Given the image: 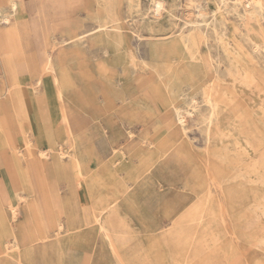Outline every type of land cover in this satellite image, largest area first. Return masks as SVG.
<instances>
[{"label": "rangeland", "instance_id": "rangeland-1", "mask_svg": "<svg viewBox=\"0 0 264 264\" xmlns=\"http://www.w3.org/2000/svg\"><path fill=\"white\" fill-rule=\"evenodd\" d=\"M16 1L23 5L21 15L10 11V0H0L4 12L0 13V36L6 32L8 43L18 40L0 48V54L5 50L17 58L27 56L29 67L43 68L38 61L44 46H23L20 30L28 0ZM246 2L37 0L38 8L48 14L29 16L33 29L28 38L41 39L46 51L58 43L59 66L65 73L61 77H66L61 80L65 102L76 108L75 141L86 168L85 179L77 181V186L80 198L86 199L87 179L92 199L77 198L73 211L68 199H61V204L46 200L42 203L48 207L40 208L38 217L29 211L27 223H19L21 207L16 206L14 239L7 243L0 264H264V0H255L251 7ZM53 8L57 15L52 14ZM100 24L108 27L98 28ZM67 27H73L72 34L76 30L85 34L82 54L76 58L80 68L65 63L71 54L70 46L61 43ZM174 36L181 39L183 52L189 36L190 47L201 57L200 36L205 42L203 53L212 57L208 67L212 80L220 84L222 132L213 141L211 153L206 152L203 114L184 111L186 132L176 129L175 142L165 135L164 122L155 127L157 114L146 102L147 98L153 101L160 121L170 112L175 120L164 83L173 103L189 109L180 103L183 86L205 79L197 57L183 58L163 48L153 53L156 44ZM172 43L165 42L164 48ZM168 58L175 67L169 74L161 66ZM80 69L86 78L78 81L71 74ZM191 69L199 72L194 81L188 79ZM146 80L142 94L127 96ZM104 91L115 100L107 109L96 103L103 100ZM197 99L208 114L209 105L201 95ZM125 103L134 106L133 113ZM75 145L73 140L66 143L70 153L62 149L59 155L61 165L69 159L76 170L71 160ZM40 156L46 154L40 152ZM115 205L118 211L108 222L113 229L110 240L94 216L109 217L106 212Z\"/></svg>", "mask_w": 264, "mask_h": 264}, {"label": "crops", "instance_id": "crops-1", "mask_svg": "<svg viewBox=\"0 0 264 264\" xmlns=\"http://www.w3.org/2000/svg\"><path fill=\"white\" fill-rule=\"evenodd\" d=\"M37 5V0H28L27 4L24 3V29L20 30L22 34L24 33V48L46 46L41 39L28 38V33L33 29L29 16L48 14ZM22 6L16 0H10L9 9L12 13L21 15ZM0 13H4L3 10H0ZM52 14H58L57 8H53ZM90 21L92 25V20ZM67 28L64 29L66 34L61 43L71 46L68 50L71 54L67 56L65 63L80 68L75 60L82 54L81 44L84 42L85 34L79 33L76 29V33L72 34L73 27ZM36 30L44 31L38 28ZM6 34L2 32L0 36L2 49L12 46L13 42H18L14 38L10 45ZM30 41L36 43L32 44ZM57 44L53 45L54 49L51 51H46L43 47L40 52L42 61L38 63L43 62L44 66L39 69L29 67L28 61L24 60L27 56L23 59L17 58L5 54V50L0 54V257L6 254L7 243L14 239L13 207H21L19 223H27L29 211L38 217L40 208L44 210L47 206L46 203H42L46 200L56 199L61 204V199H68V206L73 211L77 206V198L82 202L92 199L87 179L85 182L87 198L81 199L76 170L71 166L69 159L67 163L66 161L62 165L60 163L59 153L62 149L65 154L70 153L71 150L65 145L72 140L75 143V139L78 138L76 136L78 126L76 108L65 102V91L61 81L64 78L61 77L64 71H61L59 66ZM50 57L54 61L55 71L46 72ZM71 76L78 81L86 78L82 76L81 69L75 70ZM55 82H59L58 85ZM142 84L138 86L141 91ZM59 85H62L60 89ZM154 87L158 89L157 85ZM60 91L64 94L63 99H60ZM103 93V100L96 103L107 109L115 100L109 97L107 91ZM127 96L132 97L130 93ZM124 106L130 113L134 112L132 104L125 103ZM91 142L93 145V140ZM40 152H44L46 156H40ZM93 158L94 156H90V159ZM24 200L26 202H23Z\"/></svg>", "mask_w": 264, "mask_h": 264}, {"label": "bare ground", "instance_id": "bare-ground-1", "mask_svg": "<svg viewBox=\"0 0 264 264\" xmlns=\"http://www.w3.org/2000/svg\"><path fill=\"white\" fill-rule=\"evenodd\" d=\"M240 3V2H239ZM247 5L248 7H251L255 4V0H247ZM256 7V6H255ZM196 9V8H195ZM109 16V15H108ZM247 16V14H246ZM18 19V18H17ZM247 19H251V18H247ZM116 23L118 22V20H115ZM249 21V20H248ZM251 21V20H250ZM18 24V22H17ZM19 25V24H18ZM104 27H108L107 24H100L98 26V28H104ZM68 29V28H67ZM80 33V32H79ZM201 33V32H200ZM202 34V33H201ZM225 34V33H224ZM81 35V34H80ZM180 35V34H179ZM187 35V34H186ZM184 36V35H183ZM218 37V36H217ZM182 38V37H181ZM188 38L189 36H186L185 37V40H184V45H183V49H185V51L183 52L179 42H180V38L178 36H174V37H170L168 38L165 42H173L171 46H166L167 48L169 49H165L164 48V41L162 44H156V46H158V49H155L153 50V53L156 54V52L158 53V51L160 52V50L163 48L164 52H168V53H171V52H178L181 57L185 58V57H189V58H192V57H197V60L200 59V62L202 63L203 67H204V76L205 79L202 83L200 84H193V83H189L187 84V86H183V92L180 93L179 97H181L180 99V103L182 104V102L186 103L189 105V109H184L182 108L181 106H179L178 104L175 105L174 100L171 99V91L169 89V87L164 83L165 85V88L167 90V93L169 95V99L171 101V104H172V107L175 111V120L173 119V117L171 116V112L170 113H166L165 114V117H164V120L163 121H160L159 120V113L157 111V109L155 108V104L153 103V101L149 98H147L146 102H147V105L148 107H150L152 110H154V112L157 114L156 116V122H155V127L157 125V123H160V122H164V133L166 136H171L173 139V137L177 136V133H176V129L180 128L183 130V132L185 133L186 132V126H185V113L184 111H186V113H189L190 115H192L193 113H198L199 111V114H203V121L206 122V126H207V147H206V152L207 153H211L212 152V148H213V141L215 140L216 136L218 135V133H221L222 130L220 128V121H219V97H220V91H219V88L218 86H220V84L218 82H216V80H212V77L210 76V71H209V67H208V61L209 59L211 60L212 57L206 53H203V47H205V42L202 40V38L200 36H198V40L199 42H201L200 44V55L201 57L197 56L195 51L190 47L189 45V41H188ZM160 42V41H159ZM207 44V43H206ZM170 45V44H169ZM209 46V45H208ZM71 47V46H70ZM210 47V46H209ZM216 47V46H215ZM211 50V49H210ZM157 56V55H156ZM179 57V56H178ZM76 61V60H75ZM191 61V60H190ZM157 63V60L155 61ZM174 63V62H173ZM158 64V63H157ZM191 64L192 65H198L197 62L194 61H191ZM158 66V65H157ZM163 66L166 71H168V74L169 72H171V70H174L175 67L174 65L170 62L169 58L166 59V61L163 62ZM234 68V67H233ZM46 72H53L55 71V68H54V61L52 59V57H50L48 63H47V66H46ZM186 70V69H185ZM214 70V69H213ZM218 70V68H217ZM200 71V70H199ZM215 71V70H214ZM220 71V70H219ZM225 72V71H224ZM229 72V71H228ZM234 72V71H233ZM201 73V72H200ZM171 75V74H170ZM199 76V72L198 70H195V69H191L189 71V76H188V79L190 81H194L196 80V78H198ZM150 77V76H149ZM172 77V75H171ZM201 77V76H200ZM148 80L142 82V83H146ZM41 82V80L39 81ZM168 82V81H167ZM174 84V83H173ZM173 86V85H172ZM181 87V85H179ZM174 87V86H173ZM177 88V87H176ZM157 89V88H155ZM179 89V88H178ZM181 90V89H180ZM138 92V93H141V90L138 88V86L135 88L133 87L131 90H130V95H133V93L135 92ZM179 91V90H178ZM176 92V91H175ZM179 93V92H178ZM176 93V94H178ZM198 95H201L202 97V100L203 102H206L208 105H209V112L208 114H204L202 112V109H201V106H200V102L199 100L197 99V96ZM59 96H60V99H63L64 97V94L62 91L59 92ZM125 96V95H124ZM123 98V97H122ZM125 99V98H124ZM192 110V111H191ZM236 111H239V110H236ZM158 117V119H157ZM194 117V116H193ZM225 117V116H224ZM229 122V121H228ZM154 124V123H153ZM172 125V126H171ZM175 126V128H174ZM181 130V131H182ZM175 132V133H174ZM174 137V138H175ZM174 140V139H173ZM175 141V140H174ZM178 141V139H177ZM175 141V142H177ZM76 145L74 146V151H72V154H71V160L73 161L74 165H75V168H76V172H77V181L81 182L83 179H85V167L82 163V160H81V156L79 155V145L77 143V141H75ZM239 143V142H238ZM175 144V143H173ZM172 144V146H173ZM247 144V143H246ZM239 145V144H238ZM248 145V144H247ZM240 147V146H239ZM171 148V147H170ZM216 148V147H215ZM169 150V147L165 148L164 151H167ZM244 150V149H243ZM252 150V149H251ZM250 151V149H249ZM245 152V151H244ZM253 152V151H252ZM250 154V153H249ZM160 154H156L155 158H157ZM219 157V156H217ZM249 157V156H248ZM255 157V156H254ZM126 158V157H125ZM222 159V158H220ZM255 159V158H254ZM201 160V159H200ZM208 161V159L206 160ZM213 161V160H212ZM246 161V160H245ZM249 161V160H248ZM247 162V161H246ZM203 163V162H202ZM149 162H145V164L143 166H145L146 168L149 166ZM204 165V164H203ZM252 165V164H251ZM252 167V166H251ZM247 168H248V165H247ZM261 168V167H260ZM228 169V168H227ZM250 169V168H249ZM207 171V170H206ZM227 171V170H226ZM219 172V171H218ZM246 172V171H245ZM220 173V172H219ZM240 173V172H239ZM242 173V172H241ZM250 173V172H249ZM252 173V172H251ZM210 174V173H209ZM224 174V172H223ZM216 175V174H215ZM208 176V175H207ZM223 176V175H222ZM221 176V177H222ZM230 176V175H229ZM236 176H238V174H236ZM140 177V176H139ZM231 177V176H230ZM218 178V176H217ZM235 178V177H234ZM238 178V177H237ZM222 179V178H221ZM227 180L228 177L226 178ZM233 179V178H232ZM213 180V178L211 179ZM231 180V178H230ZM234 180V179H233ZM264 180V179H263ZM197 181V180H196ZM195 181V182H196ZM210 181V180H209ZM218 182V181H217ZM222 182V181H221ZM231 182V181H230ZM82 183V182H81ZM219 183V182H218ZM187 184V183H185ZM247 184V183H246ZM191 185V184H190ZM216 186V185H215ZM219 186V185H218ZM223 186V184H222ZM245 186V185H244ZM211 187V186H210ZM209 187V189H210ZM217 188V187H216ZM206 192V191H205ZM211 193V192H210ZM209 193V194H210ZM205 194V193H204ZM194 197V196H193ZM206 197V196H205ZM204 197V198H205ZM213 198V197H212ZM202 201V200H201ZM200 201V202H201ZM194 203V202H193ZM199 203V202H198ZM204 203V201H203ZM14 209L15 207H13V212H14ZM204 209V207H203ZM118 211V208L117 206H113L112 209H108L106 213H108L109 217H102L101 215H95L94 216V220L96 222V224L98 225V228L101 229L102 231H104L107 236L111 239V232H113V229L108 225V222L109 221H112L113 219H111V217L113 216V214H116ZM203 213V212H202ZM88 220V219H87ZM62 226V224H61ZM61 230V229H60ZM107 239V238H106ZM109 240V239H108Z\"/></svg>", "mask_w": 264, "mask_h": 264}]
</instances>
